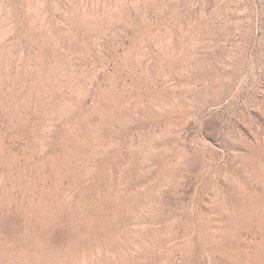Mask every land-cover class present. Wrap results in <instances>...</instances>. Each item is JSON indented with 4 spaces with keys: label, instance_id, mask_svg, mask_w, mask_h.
Wrapping results in <instances>:
<instances>
[{
    "label": "rangeland",
    "instance_id": "obj_1",
    "mask_svg": "<svg viewBox=\"0 0 264 264\" xmlns=\"http://www.w3.org/2000/svg\"><path fill=\"white\" fill-rule=\"evenodd\" d=\"M0 264H264V0H0Z\"/></svg>",
    "mask_w": 264,
    "mask_h": 264
}]
</instances>
